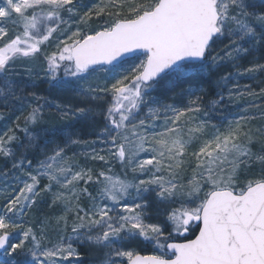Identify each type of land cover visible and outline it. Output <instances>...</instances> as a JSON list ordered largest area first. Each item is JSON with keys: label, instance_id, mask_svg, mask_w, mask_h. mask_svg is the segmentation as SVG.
I'll return each instance as SVG.
<instances>
[{"label": "snow or ice", "instance_id": "snow-or-ice-1", "mask_svg": "<svg viewBox=\"0 0 264 264\" xmlns=\"http://www.w3.org/2000/svg\"><path fill=\"white\" fill-rule=\"evenodd\" d=\"M261 74L264 0H0V264H264Z\"/></svg>", "mask_w": 264, "mask_h": 264}, {"label": "rangeland", "instance_id": "rangeland-1", "mask_svg": "<svg viewBox=\"0 0 264 264\" xmlns=\"http://www.w3.org/2000/svg\"><path fill=\"white\" fill-rule=\"evenodd\" d=\"M211 79L216 80V79H218V76H214ZM46 88H47V85H42L40 91H43ZM241 103H243V102L241 101ZM236 107L238 108L239 105H237ZM5 115H7V114H5ZM43 115L45 117V120H44V123H43L42 126H44V127H53V126L62 127L66 123L65 121L61 120L60 117L58 115H56L54 112H50V111L46 110L43 113ZM98 119L101 120V122H102V117H98ZM219 119H221V117H219V116L216 117V121L217 122L219 121ZM3 126H4V122L0 121V128H3ZM98 127L99 126H97V130H98ZM78 128L80 129V134L84 138H87V139L94 138L95 132L92 130V128L90 126H79L78 125ZM62 138H63L62 136H58L57 140H61ZM68 155L69 156L72 155L71 151L68 152ZM78 159H79V161L81 163L84 162V158L83 157H78ZM89 163H91V162H89ZM113 171H114L115 174L123 177V172L121 171L119 165H116L114 167ZM189 175H190V173H189ZM129 178H131V173H129ZM46 182L47 181L45 180L44 183H46ZM47 203H51V196H49L47 198ZM47 203L43 206V211L45 213H47V215H49V216H54V215L58 214V213L53 212L51 209H48L47 208ZM53 223H54V221H53ZM50 236L53 239H55V233H50ZM147 249H151V248L149 247ZM142 250H146V249H141L139 251H142ZM82 259L85 261V264H92V261H94L96 259V255L85 252L84 254H82Z\"/></svg>", "mask_w": 264, "mask_h": 264}, {"label": "trees", "instance_id": "trees-1", "mask_svg": "<svg viewBox=\"0 0 264 264\" xmlns=\"http://www.w3.org/2000/svg\"><path fill=\"white\" fill-rule=\"evenodd\" d=\"M260 79H264V74H261ZM212 81H215L212 79ZM246 83H250L252 84L253 87H255L257 90L259 89V87L261 86L258 82L256 81H244ZM257 84V85H256ZM215 85L214 83L212 84V88H211V92L213 93L212 95H209L208 99H212L214 98V92H215ZM243 102V101H242ZM140 254L142 255H149L152 254V250L151 249H146V250H142L140 251Z\"/></svg>", "mask_w": 264, "mask_h": 264}]
</instances>
